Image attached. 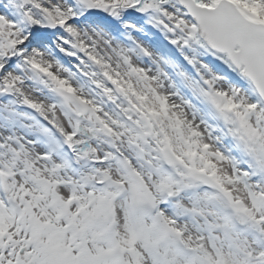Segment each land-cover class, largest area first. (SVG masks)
I'll list each match as a JSON object with an SVG mask.
<instances>
[{
  "label": "snow or ice",
  "instance_id": "6c2138e0",
  "mask_svg": "<svg viewBox=\"0 0 264 264\" xmlns=\"http://www.w3.org/2000/svg\"><path fill=\"white\" fill-rule=\"evenodd\" d=\"M0 264H264V0H0Z\"/></svg>",
  "mask_w": 264,
  "mask_h": 264
}]
</instances>
